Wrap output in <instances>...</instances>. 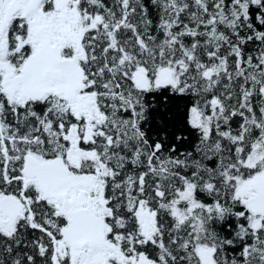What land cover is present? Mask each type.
<instances>
[{
    "label": "snow or ice",
    "instance_id": "snow-or-ice-1",
    "mask_svg": "<svg viewBox=\"0 0 264 264\" xmlns=\"http://www.w3.org/2000/svg\"><path fill=\"white\" fill-rule=\"evenodd\" d=\"M0 264H264V0H0Z\"/></svg>",
    "mask_w": 264,
    "mask_h": 264
}]
</instances>
